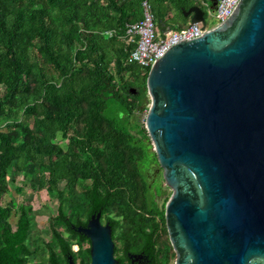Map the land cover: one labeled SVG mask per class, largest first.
I'll return each mask as SVG.
<instances>
[{
    "label": "trees",
    "instance_id": "1",
    "mask_svg": "<svg viewBox=\"0 0 264 264\" xmlns=\"http://www.w3.org/2000/svg\"><path fill=\"white\" fill-rule=\"evenodd\" d=\"M143 2L0 0V264H68L70 256L90 264L86 239L62 227L99 211L113 226L119 264H133L130 253L144 254L140 264H169L161 237L172 190L161 205L163 188L146 173L158 157L136 119L150 108V69L129 61L137 44L126 37L144 18ZM149 2L161 31L187 27L183 9L201 5ZM173 9L183 21H172ZM19 175V192L59 200L49 241L33 237L30 202L7 201Z\"/></svg>",
    "mask_w": 264,
    "mask_h": 264
},
{
    "label": "water",
    "instance_id": "2",
    "mask_svg": "<svg viewBox=\"0 0 264 264\" xmlns=\"http://www.w3.org/2000/svg\"><path fill=\"white\" fill-rule=\"evenodd\" d=\"M183 12L206 23L200 5ZM147 88L146 128L172 190L175 264H264V0H239L225 22L168 49ZM101 218L79 228L91 264H119L113 226Z\"/></svg>",
    "mask_w": 264,
    "mask_h": 264
},
{
    "label": "built area",
    "instance_id": "3",
    "mask_svg": "<svg viewBox=\"0 0 264 264\" xmlns=\"http://www.w3.org/2000/svg\"><path fill=\"white\" fill-rule=\"evenodd\" d=\"M198 1H200V6L205 10V24L202 22H189L187 27L181 29L168 28L165 31H161L156 24L155 14L149 0H144V18L127 25L126 37L128 41L137 44V47L130 54L129 61L139 63L145 70L150 69L172 46L181 41L201 37L210 28L225 22L239 2V0H218L216 7L213 8L211 0ZM207 14L215 18L216 23L214 25L207 22ZM89 247L90 244H84L85 249ZM74 249L77 253L80 252L81 245L76 243ZM81 260V256L78 257L77 264H80Z\"/></svg>",
    "mask_w": 264,
    "mask_h": 264
},
{
    "label": "rangeland",
    "instance_id": "4",
    "mask_svg": "<svg viewBox=\"0 0 264 264\" xmlns=\"http://www.w3.org/2000/svg\"><path fill=\"white\" fill-rule=\"evenodd\" d=\"M173 17L172 21H183L180 16V13L177 9H173L172 11ZM207 22L211 25L216 23V20L210 14H207ZM114 110L111 109L110 113L113 114ZM148 112L145 111H138L136 119L141 122L142 125L146 126V117ZM151 144L152 151L154 150V145L151 140H149ZM146 173L151 175V183L156 186V189H160L162 186L163 190L161 195L158 197L160 204L162 205L166 196V192H169L171 189L167 188V184L163 178V169L161 168L159 162L152 164L151 166L147 167ZM153 173V174H152ZM12 192L7 195V201L11 200L12 198L16 199L19 202L26 201L30 202L33 206L34 213H35V223L33 227V237H41L46 241L51 239V227H50V220L58 210L59 200L54 199L47 190L38 191L31 188H25L24 192H19L16 188L17 186H22L25 184L26 180L23 175H19L16 178H12ZM156 192V190L154 189ZM17 220V219H16ZM161 242L163 244V249L165 253L167 252L170 256L169 264H175L176 262V252L172 246L170 241L169 235L164 233L161 237ZM117 257V255H116Z\"/></svg>",
    "mask_w": 264,
    "mask_h": 264
},
{
    "label": "flooded vegetation",
    "instance_id": "5",
    "mask_svg": "<svg viewBox=\"0 0 264 264\" xmlns=\"http://www.w3.org/2000/svg\"><path fill=\"white\" fill-rule=\"evenodd\" d=\"M188 18L190 19V17H188ZM90 218H91V216L88 219L84 220V222H82V223L71 222L68 226L62 227L64 235L66 237H72L73 236L76 239H86L85 243L90 244L89 248H91V239L87 235H85L83 232L79 231V228L81 226L86 227L88 225ZM101 220H102L103 224L107 223V220L103 218V215H102ZM140 262L141 261H135L133 264H140ZM68 264H69V262H68ZM76 264H77V262H76Z\"/></svg>",
    "mask_w": 264,
    "mask_h": 264
},
{
    "label": "crops",
    "instance_id": "6",
    "mask_svg": "<svg viewBox=\"0 0 264 264\" xmlns=\"http://www.w3.org/2000/svg\"><path fill=\"white\" fill-rule=\"evenodd\" d=\"M189 22H190V20H189Z\"/></svg>",
    "mask_w": 264,
    "mask_h": 264
}]
</instances>
